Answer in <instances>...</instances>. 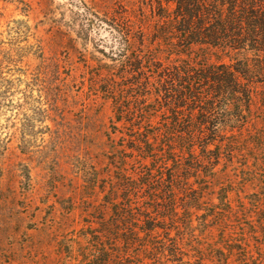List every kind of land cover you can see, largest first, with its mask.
I'll return each instance as SVG.
<instances>
[{
    "label": "rangeland",
    "instance_id": "374dc122",
    "mask_svg": "<svg viewBox=\"0 0 264 264\" xmlns=\"http://www.w3.org/2000/svg\"><path fill=\"white\" fill-rule=\"evenodd\" d=\"M162 6L172 11L176 4L160 5L159 0H0V264L217 263L211 251L213 243L218 248L219 231H209L212 219L206 216L207 209L215 207L217 194L209 179H204L203 193L197 194L200 200L192 201L200 209H193L190 238L181 239L187 234L174 227L154 234L158 248L180 239L183 247L173 249L170 245L165 252L149 253L141 246L144 222L138 214L148 204L146 193L127 178L129 174L141 176L152 158L147 163L140 155L124 151L133 157L123 179H116L119 169L112 164V146L127 144L131 124L160 128L171 118L168 109L157 103L164 104L165 96L160 94L156 101L152 92L166 77L162 75L190 62L186 56L171 55L164 42L155 39ZM91 16L99 19L98 27H90ZM119 37L130 40L131 52L154 57L152 61L161 72L160 77L151 67H144L139 83L137 75L130 72L122 79L108 75L115 83L122 82V92L128 96L124 104L131 110L124 109L122 121L102 89L105 84H96L103 66L119 74L127 64L119 50L111 49L116 44L114 38ZM113 53L118 55L112 58ZM191 53L206 55L208 65L236 61L223 48L195 46ZM145 86L148 97L142 98L138 94ZM152 102L156 108L142 116L141 106ZM258 106H254L255 115ZM179 109L180 117L191 111ZM236 112L231 107L224 114L233 118ZM216 116L211 115V120H217ZM236 118L229 125L238 124ZM257 122L252 119L244 134L254 133L262 125ZM229 135L230 131H225L217 138L226 141ZM211 139L207 136L205 140ZM218 167L234 175V206L242 209L250 205L264 177L259 185L242 186L234 173L241 171V162L226 152ZM122 195L130 198L134 215L122 212L125 216L119 217V210L129 204ZM180 212L184 219L187 214L184 209ZM162 213H153V221L162 227L173 226L170 220L158 217ZM169 213L165 211V215ZM239 221L249 222L246 217ZM261 232L229 242L237 246L244 241L248 253L224 250L221 257L230 256L233 264H264Z\"/></svg>",
    "mask_w": 264,
    "mask_h": 264
},
{
    "label": "trees",
    "instance_id": "16d2710c",
    "mask_svg": "<svg viewBox=\"0 0 264 264\" xmlns=\"http://www.w3.org/2000/svg\"><path fill=\"white\" fill-rule=\"evenodd\" d=\"M159 1L160 5L175 3L176 6L172 11L162 6V11L158 13L160 21L155 39H159V43L164 42L171 55L186 56L190 62L176 66L171 73L162 75L166 77L157 82L152 92L156 101L160 94L165 96L164 104L159 101L157 103L160 108L168 109L172 114L171 118L158 126L160 128L133 123L127 144L112 146V164H116L119 169L116 179L124 178L125 167L133 157L129 158L124 151H129L130 155L136 153L146 162L152 158L141 176L134 177L129 174L130 177L127 178L130 184L143 188L146 193L144 197L148 204L143 206L142 212L138 214L143 217L144 222L142 229L145 240L141 246L149 253L158 250L160 253L165 252L170 245L173 249L183 247L181 239L190 238L193 230V209H200L192 201L200 200L198 195L203 193L200 189L203 190L204 179H209L216 190L217 195L214 198L217 202L213 204L215 207L207 209L206 216L212 219L209 231L217 228L220 237L218 248L217 244L213 243L211 252L218 264H233L230 256L221 257L225 255L224 250L230 254L242 250L248 253L244 241L237 246L229 243L234 237L242 239L251 232L256 234L263 231L261 233L264 234V184L255 190V197L252 196L250 205L240 209L233 203L232 193L236 192L231 178L234 175L219 170L218 167L222 154L226 152L232 159L237 156L241 162V171L235 170L238 172L234 173L242 186L259 185L261 176L264 177V153L263 158L259 156L264 150V0ZM88 20L90 27L100 25L99 19L94 16L88 17ZM123 38H114L116 44L111 49L112 52H115V48L119 50L120 57L125 59L127 64L119 69V74L114 73L112 67L104 69L103 66V72L98 74L100 81L96 82L105 84L102 89L107 98L113 101L120 121L124 119V109L130 111L131 107L124 104L128 96L122 92V82L115 83L108 75L122 79L130 72L134 76L137 75L136 80L139 83V79L144 76V67L149 66L153 73L161 77V72L152 61L154 57L131 52L130 40ZM195 46L223 48L232 53L229 57L236 61L228 64L219 60L220 64L208 65L206 55L191 53ZM125 50L127 53H123ZM116 55L118 54L113 53L112 58ZM104 80L106 82L101 83ZM145 88L148 89L147 86ZM147 89L138 95L147 98ZM143 106H146V112ZM254 106L259 107L257 115L253 114ZM181 107L191 109L185 115L187 119L183 118L185 116L180 117ZM231 107H235L238 116L233 115V118H230V115L224 114ZM155 108L156 103L152 102L138 109L140 114L145 116ZM245 112L247 113L244 114ZM211 115H217V120L212 121ZM235 117L238 124L229 125ZM252 119H257V124L262 125L255 128L254 133L244 134ZM225 131H230L227 140L218 139L217 135ZM207 136L212 139L205 140ZM159 154L160 158L157 157ZM133 185L131 186L134 187ZM197 185L198 189L194 190L193 187ZM191 192H195V195ZM113 194L117 195V191L114 190ZM127 197L120 196L121 199L129 201L127 208L119 210L121 218L126 213L127 216L134 215L130 198ZM120 198L118 196L117 199ZM189 202L192 204L189 205ZM169 206L170 209L172 206V210ZM181 209L187 214L184 219L181 217ZM116 211L118 212V209ZM161 211L163 213L158 217L163 221L170 220L173 226L162 227L153 221L156 219L153 218V213L158 215ZM165 211L170 213L165 215ZM242 217H246L249 222L239 221ZM173 227L187 235H181V239L175 242L172 240L173 244L166 243L162 245L163 248H158L154 234L159 229H167L170 232ZM221 243L223 246H220ZM228 243L231 247L227 246Z\"/></svg>",
    "mask_w": 264,
    "mask_h": 264
}]
</instances>
